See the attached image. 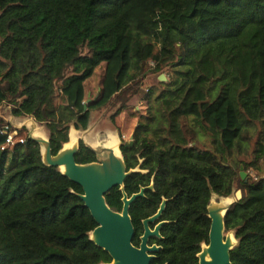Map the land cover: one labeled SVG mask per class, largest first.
<instances>
[{
  "label": "trees",
  "instance_id": "trees-1",
  "mask_svg": "<svg viewBox=\"0 0 264 264\" xmlns=\"http://www.w3.org/2000/svg\"><path fill=\"white\" fill-rule=\"evenodd\" d=\"M100 66L99 93L86 103ZM149 72L162 88L144 92L134 144L121 145L128 170L139 169L125 180L127 194L154 185L130 206L134 243L167 199L151 264H198L212 199L241 190L225 216L236 238L231 264H264V175H240L264 158V0H0V107L44 125L54 155L72 127L88 129L94 110L115 106L114 120ZM10 122L0 114V264L112 262L91 238L98 223L83 187L45 164L29 134L2 148V127L17 130ZM251 124L253 161H232ZM97 160L81 139L76 161ZM123 195L115 186L105 196L122 211Z\"/></svg>",
  "mask_w": 264,
  "mask_h": 264
},
{
  "label": "water",
  "instance_id": "water-1",
  "mask_svg": "<svg viewBox=\"0 0 264 264\" xmlns=\"http://www.w3.org/2000/svg\"><path fill=\"white\" fill-rule=\"evenodd\" d=\"M29 132V136L41 145L44 163L63 168L62 171L66 176L83 187L84 193L80 194V197L98 223L91 232V238L112 256V262L107 264H150L156 257L155 252L160 251L162 246L149 245V238L152 236L162 238L160 229L167 221H160L154 230L149 224L161 218L168 200L163 199L157 212L144 219L145 232L139 246L133 243L135 228L130 215V206L137 198L144 196L147 189L153 188V183L129 196L124 190L125 180L131 172L139 169L128 170L120 148L118 155L113 148L104 146L105 141L98 147L86 143L97 153L98 160L78 163L76 154L79 150V140L76 138H70L66 147L64 146L54 155L49 138L37 135L35 123ZM125 144L127 146L134 144L133 134L130 141ZM240 175L247 180L243 167ZM115 186H121L124 192L122 211L112 209L106 201V193ZM212 201L208 207L211 218L209 243L198 254L199 262L200 264H231L230 251L236 243L231 235H226L225 216L235 201L228 197L222 198L219 204H214Z\"/></svg>",
  "mask_w": 264,
  "mask_h": 264
},
{
  "label": "rangeland",
  "instance_id": "rangeland-1",
  "mask_svg": "<svg viewBox=\"0 0 264 264\" xmlns=\"http://www.w3.org/2000/svg\"><path fill=\"white\" fill-rule=\"evenodd\" d=\"M151 66H153V61H150L149 64H147V67H151ZM168 71L169 70L167 69L165 72L167 73ZM102 77H103V68L100 66L95 71L94 75L89 80L86 81V90H87L86 100H85L86 103L88 102V99L91 100L92 98L97 97L100 90ZM164 80L168 81L167 75H166V79ZM152 86L156 87L158 90L162 88L160 84V75L157 72H149L145 74L142 78L138 79L137 83H133V87H137L139 90L142 89L141 93L114 120L111 118V114L115 112L116 110L115 106H112L111 108H107L108 110H105L106 108L99 109V111L94 110L91 116V124H90L91 131L85 133V135H87V137L86 136L84 137L85 140L87 139L86 141L95 143L96 139L100 138L101 140H103L101 142V145H103V142L106 140V137L109 138L110 135L117 134V138H118V130L119 128H121L120 132L126 133V136L121 134L120 136L121 141L119 142V145L123 142H127L129 140L128 139L129 137L127 136L128 132L126 130H130L133 127V124L137 121V116L139 115V112L144 111V106L146 102H144L143 97L145 96L144 94ZM11 107H12L11 104L9 105L7 103H4L0 107V114L8 121L12 122V123L10 122L9 125L12 126L14 129L20 130L24 126L27 127V130L23 131V133H21L20 136L25 137L26 134H29L30 133L29 131L33 123H35L36 130H39L44 135L48 133L46 129L40 128V126L42 125L38 124V122L33 120L32 118L22 119L18 117H13L11 115ZM37 127H39L40 129ZM257 131H258L257 124L249 125L248 138L245 139L243 142L241 149L242 153L240 154V156L234 155L232 161L240 162L245 160L246 163H250L251 161H253L254 154L252 151L254 148L253 144L254 141L256 140ZM46 137H48V134ZM241 167H243V170L246 172L247 180L249 179L250 176L252 177L262 176L264 175V158L260 159L259 162L255 164H250L248 169H245L243 165H241ZM241 195H242L241 190H237L235 194H233L231 197L228 198H231L232 201H236L238 198L241 197ZM222 198L224 197L218 198L217 196H215L212 202L214 204H219ZM226 235H231L234 242L236 243L233 232L232 233L227 232ZM206 245L207 244H203L202 248Z\"/></svg>",
  "mask_w": 264,
  "mask_h": 264
},
{
  "label": "crops",
  "instance_id": "crops-1",
  "mask_svg": "<svg viewBox=\"0 0 264 264\" xmlns=\"http://www.w3.org/2000/svg\"><path fill=\"white\" fill-rule=\"evenodd\" d=\"M120 115V114H119ZM119 115H117V116H119ZM116 116V117H117ZM116 117H115V119H116ZM33 120H34V118H32ZM91 124V123H90ZM137 124V121L133 124V127L130 129V130H126L128 133V141H130V139H131V135H132V133H133V129H134V127H135V125ZM17 127V126H16ZM18 127H20V126H18ZM37 128H39V127H37ZM40 128H42V129H46V127L44 126V125H42V126H40ZM39 128V129H40ZM90 129V126L88 127V129H86V130H80V129H76V128H74V127H72L71 128V132H70V138H71V135L72 134H74L75 135V137H76V139L77 140H80V139H83L87 144H89L90 146H92V147H98V145H100L101 144V142L103 141V140H101L100 138H97L96 139V142L95 143H91V142H88V141H86L85 140V136L87 137V135H85V133H88V132H90L91 131V129ZM120 130H121V128H119V130H118V145H119V142L121 141L120 140V136H121V134H123L124 136H126V133H121L120 132ZM123 130V129H122ZM46 131H47V129H46ZM48 134V133H47ZM47 134L45 135V137L47 136ZM116 136H117V134H115ZM48 138V137H47ZM70 142V141H69ZM68 142V143H69ZM67 143V144H68Z\"/></svg>",
  "mask_w": 264,
  "mask_h": 264
},
{
  "label": "flooded vegetation",
  "instance_id": "flooded-vegetation-1",
  "mask_svg": "<svg viewBox=\"0 0 264 264\" xmlns=\"http://www.w3.org/2000/svg\"><path fill=\"white\" fill-rule=\"evenodd\" d=\"M127 142H128V141H127ZM121 145H122V143L119 145L120 150H121ZM128 195H129V194H128ZM132 195H133V194H132ZM129 196H131V195H129ZM162 201H163V200H162ZM161 203H162V202H161ZM161 203H160V204H161ZM159 207H160V206H159ZM158 209H159V208H158ZM156 212H157V211H156ZM156 212H155V213H156ZM155 213H154V214H155ZM162 214H163V213H162ZM152 215H153V214H152ZM152 215H151V216H152ZM148 217H150V216H148ZM146 218H147V217H146ZM146 218H144V219H146ZM144 219H143V221H142V222H143V233H142V234L140 235V237H139V238H140L139 243H138V244L134 243V238H133V243H134L136 246H139V245H140V243H141V237L143 236V234H144V232H145ZM162 220L164 221V219H162V216H161V218H160L159 220H156L155 222L150 223L149 225H150L151 229L154 230L155 227H156V225H157L160 221H162ZM165 221H167V220H165ZM167 222H168V221H167ZM167 222H166V223H167ZM166 223H165V224H166ZM162 227H163V226H162ZM162 227H161V229H162ZM134 228H135V226H134ZM161 229H160V233H161ZM135 235H136V228H135ZM135 235H134V237H135ZM161 235H162V234H161ZM162 237H163V236H162ZM157 239H162V238H159V237H157V236H152V237H150V238H149V245L157 244V245L162 246L161 244H158V243H157ZM204 244H207V243H204ZM202 246H203V245H202ZM161 249H162V248H161ZM201 250H202V249H201ZM158 252H159V251H158ZM158 252H155L156 257H157V253H158ZM200 252H201V251H200ZM200 252H199V253H200ZM199 253H198V254H199ZM198 254H197V256H198ZM156 257H155V258H156ZM155 258H154V259H155ZM199 261H200V258H199V256H198V264H200ZM151 262H152V261H151ZM150 264H151V263H150ZM165 264H166V263H165Z\"/></svg>",
  "mask_w": 264,
  "mask_h": 264
},
{
  "label": "built area",
  "instance_id": "built-area-1",
  "mask_svg": "<svg viewBox=\"0 0 264 264\" xmlns=\"http://www.w3.org/2000/svg\"><path fill=\"white\" fill-rule=\"evenodd\" d=\"M1 132L7 134L6 143L2 146V148H5L8 145H14L18 141L24 142V137L18 135V129L11 131L8 126H5L2 127Z\"/></svg>",
  "mask_w": 264,
  "mask_h": 264
},
{
  "label": "bare ground",
  "instance_id": "bare-ground-1",
  "mask_svg": "<svg viewBox=\"0 0 264 264\" xmlns=\"http://www.w3.org/2000/svg\"><path fill=\"white\" fill-rule=\"evenodd\" d=\"M37 135H40L42 137H45L43 133H41L39 130H36ZM71 138H76L74 134L71 135ZM106 147H111L115 150L116 154H120L119 146H118V138L115 135H110L109 138L106 137L105 143Z\"/></svg>",
  "mask_w": 264,
  "mask_h": 264
}]
</instances>
